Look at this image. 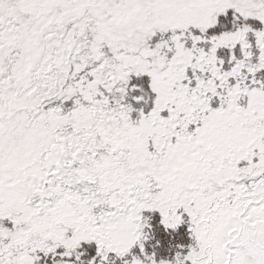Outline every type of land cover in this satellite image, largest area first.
Here are the masks:
<instances>
[{
	"label": "snow or ice",
	"instance_id": "1",
	"mask_svg": "<svg viewBox=\"0 0 264 264\" xmlns=\"http://www.w3.org/2000/svg\"><path fill=\"white\" fill-rule=\"evenodd\" d=\"M0 264H264V0H0Z\"/></svg>",
	"mask_w": 264,
	"mask_h": 264
}]
</instances>
